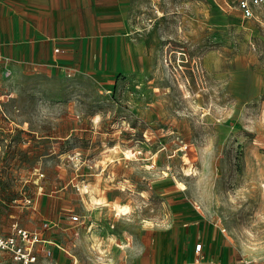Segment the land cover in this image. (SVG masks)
Here are the masks:
<instances>
[{
  "label": "rangeland",
  "instance_id": "rangeland-1",
  "mask_svg": "<svg viewBox=\"0 0 264 264\" xmlns=\"http://www.w3.org/2000/svg\"><path fill=\"white\" fill-rule=\"evenodd\" d=\"M136 1L110 88L59 70L0 99V228L57 264H264V28L236 0Z\"/></svg>",
  "mask_w": 264,
  "mask_h": 264
},
{
  "label": "crops",
  "instance_id": "crops-1",
  "mask_svg": "<svg viewBox=\"0 0 264 264\" xmlns=\"http://www.w3.org/2000/svg\"><path fill=\"white\" fill-rule=\"evenodd\" d=\"M136 3V0H0V99L17 96L18 88L13 90L12 82L19 84L17 80L27 74L54 83L63 78L61 73L56 74L59 70L64 74L75 71L76 82L84 78L100 89L110 88L117 74L131 72L135 67L132 37L130 33L129 37L123 34L138 31L132 21ZM7 68L11 79L5 73ZM2 110L6 116L7 112ZM33 205L37 207V200ZM83 222L81 219L72 223L77 226ZM183 228L179 227V235ZM166 234L163 232L162 251L168 245ZM196 243L192 247L195 258L202 255L201 251H195ZM202 243L205 249L203 238ZM7 254L1 253L0 259ZM51 264H57V260Z\"/></svg>",
  "mask_w": 264,
  "mask_h": 264
},
{
  "label": "built area",
  "instance_id": "built-area-1",
  "mask_svg": "<svg viewBox=\"0 0 264 264\" xmlns=\"http://www.w3.org/2000/svg\"><path fill=\"white\" fill-rule=\"evenodd\" d=\"M236 6L243 18L254 19L264 28V0H236ZM5 73L9 76L10 69L7 68ZM69 217L74 223L81 222V216L76 212L71 211ZM43 226L47 228L51 225L49 222L43 221ZM51 243V240L41 236L40 231L21 227L17 222L13 223L8 234L3 233L0 228V254H10L11 258L19 264H38L43 260L40 257V252L44 257H51ZM202 247L203 243L197 242L195 251L199 253ZM40 264H51V262L42 261Z\"/></svg>",
  "mask_w": 264,
  "mask_h": 264
},
{
  "label": "bare ground",
  "instance_id": "bare-ground-1",
  "mask_svg": "<svg viewBox=\"0 0 264 264\" xmlns=\"http://www.w3.org/2000/svg\"><path fill=\"white\" fill-rule=\"evenodd\" d=\"M126 211H124L123 213H125Z\"/></svg>",
  "mask_w": 264,
  "mask_h": 264
}]
</instances>
